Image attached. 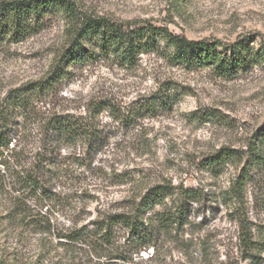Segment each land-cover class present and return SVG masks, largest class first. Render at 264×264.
<instances>
[{"label": "rangeland", "instance_id": "374dc122", "mask_svg": "<svg viewBox=\"0 0 264 264\" xmlns=\"http://www.w3.org/2000/svg\"><path fill=\"white\" fill-rule=\"evenodd\" d=\"M70 1L82 15L127 28L151 25L223 44L255 37L257 45L264 39V0ZM68 25L64 14L53 12L38 31L0 41V104L48 73L56 55L68 47ZM154 51L139 55L132 67L111 59L76 64L47 94L34 98L31 107L37 116L84 117L95 137L89 147L77 143L57 149L59 168L49 184L56 197L26 199V204L42 206L59 230L90 228L96 219L128 211L148 187L171 184L198 192L183 199L186 223L158 228L154 248L138 254L120 231L114 252L132 251L128 264H264V250L252 260L240 240L243 220L264 243V158L259 165H245L249 146L264 131V64L226 79L209 68L173 64L165 52L171 48L163 43ZM164 92L172 98L160 102L158 110L137 111ZM195 110L222 119L196 120L191 115ZM24 127L19 144L35 152L42 131L32 118ZM221 147L238 151L243 160L211 170L204 160ZM243 167L248 180L239 203L229 187ZM0 169V264H92L86 244L53 240L52 233L40 234L18 220V187ZM179 200L169 197L148 214L174 210Z\"/></svg>", "mask_w": 264, "mask_h": 264}, {"label": "trees", "instance_id": "16d2710c", "mask_svg": "<svg viewBox=\"0 0 264 264\" xmlns=\"http://www.w3.org/2000/svg\"><path fill=\"white\" fill-rule=\"evenodd\" d=\"M53 12L62 13L68 18V47L56 55L50 70L41 80L27 87H19L11 101L7 99L4 104H0V167L5 170L3 174L8 173L12 184L18 187L15 189L19 192L15 216L22 224H30L40 234L52 233L53 240H64L67 244H86L94 258L91 259L92 264H128L132 262V251L114 252L112 249L116 234L122 231L125 234L124 240L136 254L151 246L154 248L155 230L182 227L187 218L183 199L195 196L198 192L178 189L167 183L155 184L140 194L128 211L96 219L90 223V228L83 225L71 230H59L47 212L42 210V206L39 209L31 208L26 204V199L38 202L54 199L56 193L49 184L57 176L59 168L57 149L77 143L89 147L95 131L84 117L70 114L39 117L32 111V101L47 94L68 74V68L76 64L111 59L122 66L132 67L139 55L158 52L154 50L159 48L160 43L171 48V51L165 52L173 64L188 70L209 68L223 78L232 79L239 73L264 64V39H260L257 45L255 37H240L228 44L206 38L193 40L163 27L150 25L127 28L102 17L82 15L70 0H0V41L7 38L21 39L38 31L43 19ZM172 96H178L177 92L174 91ZM171 98L170 94L164 92L161 97L148 100V104L137 108V111L155 112L160 102H168ZM191 115L196 120L222 119L221 115L213 112L195 110ZM30 118L43 134L38 139L42 141L41 146L35 148V152L26 151L18 140L23 135L21 131H24V122ZM255 139L249 146L246 166L249 163L252 166L259 165L264 158V131L258 133ZM235 160H243L242 154L221 147L208 155L204 164L216 170ZM247 176L243 167V172L229 187L231 196L239 203L244 198ZM174 195L180 199L174 210L148 214L156 205ZM241 222L240 240L248 257L255 260L259 257L257 252L264 250V243L258 242L243 220Z\"/></svg>", "mask_w": 264, "mask_h": 264}]
</instances>
